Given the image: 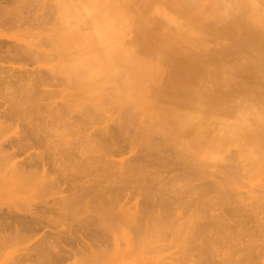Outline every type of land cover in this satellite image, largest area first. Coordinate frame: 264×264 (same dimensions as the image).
Segmentation results:
<instances>
[{
	"label": "rangeland",
	"instance_id": "1",
	"mask_svg": "<svg viewBox=\"0 0 264 264\" xmlns=\"http://www.w3.org/2000/svg\"><path fill=\"white\" fill-rule=\"evenodd\" d=\"M253 1L0 0V264H264Z\"/></svg>",
	"mask_w": 264,
	"mask_h": 264
},
{
	"label": "bare ground",
	"instance_id": "2",
	"mask_svg": "<svg viewBox=\"0 0 264 264\" xmlns=\"http://www.w3.org/2000/svg\"><path fill=\"white\" fill-rule=\"evenodd\" d=\"M223 1H225V0H223ZM215 2V1H214ZM220 2H222V0H220ZM219 4V3H218ZM257 3H256V1H253L252 0V2L250 3L249 2V6L251 7V8H253V7H255V5H256ZM222 5H223V2H222ZM101 10V14H102V12H103V10L102 9H100ZM97 13V12H96ZM99 13H100V11H99ZM106 14H108V13H106ZM96 15V14H95ZM95 15H93L92 17H94V20H93V18L91 17V21L93 20L94 22H100V20H101V22L102 23H104L105 21L102 19L103 18V16L100 18L99 16H101L100 14H98V17H99V20L97 19V20H95L96 19V17H95ZM104 15V14H103ZM97 17V18H98ZM89 18V17H88ZM105 19V18H104ZM107 19V18H106ZM92 21V22H93ZM255 21L258 23V25L260 24V21L258 20V19H255ZM100 22V23H101ZM236 22L237 23H241L242 24V27H243V29L241 30V32H240V36H239V38H242V37H247V38H249V39H253V40H257V39H259V28H258V26L257 25H250L251 23L249 22L248 23V20H247V18H245L244 17V10L242 9L241 10V13H239L237 16H236ZM101 23V24H102ZM106 23V22H105ZM108 23V22H107ZM105 26V24H102V26ZM231 24H228V25H226V26H223V27H221L222 29H219V31H221V32H225L226 34L229 32L227 29H226V31L225 30H223V29H225V28H229V26H230ZM99 27V26H98ZM97 27V28H98ZM230 28H231V26H230ZM207 29H209V28H207ZM223 30V31H222ZM107 32V31H106ZM231 34V33H230ZM106 35V34H105ZM105 35H103L104 36V39L107 37V35L105 36ZM144 35V34H143ZM229 35V34H228ZM250 36V37H249ZM99 38V37H98ZM103 39V38H102ZM99 40H101V39H99ZM91 49V48H90ZM185 57V58H184ZM181 56V57H179L177 60H176V65L175 66H180L181 68H185L186 67V64L189 62L188 61V59L189 58H191V59H193V60H196V61H198L200 58H193L192 56L190 57L189 56V54H187V55H185V56ZM188 61V62H187ZM77 63V62H76ZM119 63V62H118ZM190 63V62H189ZM107 67H110L109 65L107 66ZM112 67V66H111ZM177 67L175 68L176 70H177ZM187 67H189L188 65H187ZM116 76V75H115ZM119 77V76H118ZM117 77V78H118ZM116 78V77H115ZM119 79V78H118ZM184 81H186V80H184ZM184 83V84H183ZM187 84H188V82H182L181 83V86L184 88V89H187L186 91H188V89L189 88H187ZM174 89H175V87H174ZM125 90V88H123V91ZM127 91V90H126ZM125 91V92H126ZM19 92H20V90H19ZM176 91H174V93H175ZM179 93V92H178ZM218 93V92H217ZM231 92H226L224 95H228L229 96V94H230ZM127 94V93H126ZM184 94V93H183ZM18 95V94H17ZM23 95V94H22ZM27 95V94H26ZM21 96V95H20ZM24 96V95H23ZM175 96V95H174ZM175 97H177V96H175ZM20 98H22V97H20ZM177 98H179V97H177ZM16 99V98H15ZM19 99V98H18ZM23 99H24V97H23ZM173 99V98H172ZM175 99V98H174ZM221 100V101H223V100H225L224 99V97L222 96V97H218L217 98V100ZM13 100H11V102H12ZM18 101H20V100H18ZM25 101V100H24ZM27 101V100H26ZM17 102V101H16ZM13 103V102H12ZM15 103V102H14ZM20 103H21V101H20ZM166 104H167V102H166ZM14 105H16V104H14ZM19 106V105H18ZM218 106H220V108H217V110L218 111H224V109L226 110V108H225V106H227V105H218ZM223 106V107H222ZM174 107V106H173ZM224 108V109H223ZM167 109H168V107H167ZM177 111V110H176ZM171 113V112H170ZM180 114V113H179ZM179 116V115H178ZM250 120V121H249ZM221 121V120H220ZM247 121L251 124V125H257V123L254 121V122H252V120L251 119H247ZM219 122V121H218ZM192 123V122H191ZM257 127V126H256ZM0 177H2V176H0ZM94 196H96V195H94ZM72 201V200H71ZM74 201V200H73ZM66 204V203H65ZM76 205V204H75ZM64 206V205H63ZM74 207V206H73ZM62 208V207H61ZM76 208V207H75ZM70 209V208H69ZM63 211H65L64 210V207H63ZM73 211V210H72ZM146 234V233H145ZM143 235V237H142V239H145L144 238V236H148V234H146V235ZM114 237V236H113ZM141 238V237H140ZM139 238V239H140ZM114 239V238H113ZM115 240V239H114ZM141 240V239H140ZM146 240H148V237H147V239ZM129 241V240H128ZM140 242V241H139ZM142 242V241H141ZM113 243H114V241H113ZM143 243V242H142ZM115 244V243H114ZM140 245H141V243H139ZM145 244V243H144ZM133 245H135V244H133ZM130 247V246H129ZM137 247V246H136ZM83 249V248H82ZM130 249V248H129ZM132 249V248H131ZM137 249H138V247H137ZM81 250V249H80ZM84 250V249H83ZM145 250V249H144ZM91 251H92V249H91ZM127 251V250H126ZM131 251V250H130ZM133 251V250H132ZM131 251V252H132ZM136 251V250H135ZM207 251V250H206ZM95 252V251H94ZM205 251H203V253H204ZM200 253H202V251H200ZM202 253V254H203ZM207 253V252H206ZM57 254V253H56ZM124 254V253H123ZM131 254V253H130ZM133 254V253H132ZM91 255V254H90ZM93 255H94V253H93ZM96 255V254H95ZM125 255V254H124ZM206 255V254H205ZM57 257V256H56ZM85 257H87V256H85ZM126 257V256H125ZM88 258H91V257H87L85 260H88ZM94 258V261H95V256L93 257ZM127 258V257H126ZM93 261V259L91 258V259H89V261ZM90 261V262H91ZM161 261V260H160ZM94 263V262H93ZM158 263V262H157ZM161 263V262H160ZM154 264V263H153ZM164 264V263H163ZM167 264V263H166ZM181 264H183V263H181Z\"/></svg>",
	"mask_w": 264,
	"mask_h": 264
}]
</instances>
